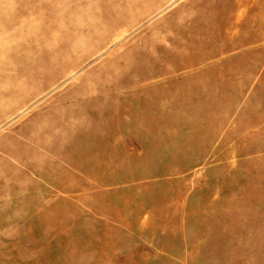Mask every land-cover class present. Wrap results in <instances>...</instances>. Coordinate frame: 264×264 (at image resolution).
I'll return each mask as SVG.
<instances>
[{
  "label": "rangeland",
  "instance_id": "374dc122",
  "mask_svg": "<svg viewBox=\"0 0 264 264\" xmlns=\"http://www.w3.org/2000/svg\"><path fill=\"white\" fill-rule=\"evenodd\" d=\"M0 264H264V0H0Z\"/></svg>",
  "mask_w": 264,
  "mask_h": 264
}]
</instances>
